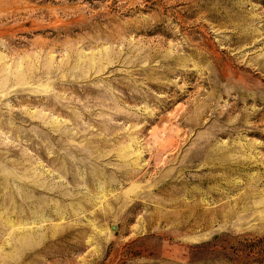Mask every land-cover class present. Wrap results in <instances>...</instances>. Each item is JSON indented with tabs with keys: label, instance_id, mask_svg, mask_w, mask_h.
<instances>
[{
	"label": "rangeland",
	"instance_id": "rangeland-1",
	"mask_svg": "<svg viewBox=\"0 0 264 264\" xmlns=\"http://www.w3.org/2000/svg\"><path fill=\"white\" fill-rule=\"evenodd\" d=\"M0 264H264V0H0Z\"/></svg>",
	"mask_w": 264,
	"mask_h": 264
}]
</instances>
